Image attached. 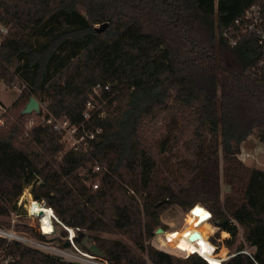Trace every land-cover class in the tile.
<instances>
[{
    "label": "trees",
    "instance_id": "1",
    "mask_svg": "<svg viewBox=\"0 0 264 264\" xmlns=\"http://www.w3.org/2000/svg\"><path fill=\"white\" fill-rule=\"evenodd\" d=\"M257 1L0 0V26L8 28L0 81L25 85L19 112L0 128V216L18 211L34 184V199L85 230L109 264H148L144 253L151 264H212L181 236L170 247L193 256L145 244L162 213L179 205L192 209L195 227L211 214V235L219 226L230 246L237 223L244 227L254 251L239 244L224 264H264V170L239 158L250 135L264 144V80L252 72L263 51L252 34L236 46L225 36ZM99 83L110 86L102 90L106 114L85 120ZM31 96L83 125L79 134L94 132L88 150L66 149L49 124L25 134L20 112ZM220 160L232 189L224 199ZM103 234L126 235L139 252ZM0 256L9 264H82L3 237Z\"/></svg>",
    "mask_w": 264,
    "mask_h": 264
},
{
    "label": "rangeland",
    "instance_id": "2",
    "mask_svg": "<svg viewBox=\"0 0 264 264\" xmlns=\"http://www.w3.org/2000/svg\"><path fill=\"white\" fill-rule=\"evenodd\" d=\"M96 27L99 28L100 25H96ZM24 88L25 85L18 78L12 84H6L3 81H0V128L6 126L7 121L9 119L13 120L15 118L14 114L19 112L18 110L20 106L18 105V101ZM29 99L24 104L23 109L25 105L28 103ZM16 103L17 106L16 108H14ZM40 105H41L40 114H37L34 111L31 114L25 115V117L23 118L21 123H23V130L25 134H27L31 130V128L37 124L39 123L45 124L46 115L49 113L47 108L48 103L40 102ZM67 143L64 142L65 148L69 149L70 143L68 144ZM239 158L248 168H259L264 170V144L261 143L255 135H250L242 145ZM220 165H221L220 166L221 196L222 199H224V197L229 192H231L232 189L225 182L223 176L222 160H220ZM94 170L96 169L94 168ZM81 172L83 173L84 171ZM33 188H34V184H31L24 190L23 194L20 196L18 203L20 209L18 211L11 212L9 216H4V217L0 216V227L5 230L15 231L17 234L27 239V241L23 242L24 244L42 250L44 252L59 255L62 256L63 258L74 260L82 264H106L103 260L102 255L98 253L94 248L93 242L89 240V238L87 237L88 233L85 230L81 231L79 229L72 228L75 236L74 235L71 236L70 233L71 228L67 229V226H65L59 220L55 212L51 220L54 227L53 232L49 234H46L45 232L43 233L44 227L42 231V226H44L45 223L40 219V217H37V215L35 214L34 209L40 208L41 205L40 202L34 199ZM29 195L31 196V198H28ZM41 203H44L47 206L45 200L41 201ZM191 210L185 211L179 205H173L168 209H166L160 216L161 226L158 227V228L164 227L165 233L163 232L158 233L156 231L158 229L157 228L155 230L154 236L147 238L145 240V244L152 245L158 249L164 250L181 258H187L189 256H193V255L187 256V254L189 253L176 252L175 250H172V248L170 247V240H172L173 237L181 236V238H183L187 243L191 245L192 249L198 250V248L194 247V245L191 244L190 236L183 234L184 230L189 229L191 232L198 231L200 234H204L208 238V240H210L216 246L217 251L212 256H208L207 254L202 253V255H204L206 259L212 264H224L233 255H235L237 246L239 244L244 245L243 251H245V253L247 254H250L254 251V248L251 247L246 242L245 229L241 224L236 222L239 233L236 241L233 243V245L230 246L226 242V239L230 237V234L225 230H221L219 226L217 231L211 235L212 229L210 228L209 230L207 228V224L211 218V214L209 220L206 223L204 224L202 223L201 225L198 224L199 226L197 225L198 227H195L191 223V218H193L189 213ZM213 221L215 223L214 219ZM194 223H195V219H194ZM26 225L34 227L36 231L43 234L45 238L41 239L34 233L23 229L22 226H26ZM78 236L82 238L83 240L82 244L76 241V238ZM102 236L112 239L123 240L124 242L128 243L135 251L139 252V249L132 243L130 238L127 237L126 235L103 234ZM165 239L167 240V244ZM191 241L194 242L193 240ZM198 251H193L190 253L194 254ZM143 256L147 259L148 264H151L145 253L143 254ZM3 260L4 259L2 258V256H0V262ZM207 260L205 261L208 263Z\"/></svg>",
    "mask_w": 264,
    "mask_h": 264
},
{
    "label": "built area",
    "instance_id": "3",
    "mask_svg": "<svg viewBox=\"0 0 264 264\" xmlns=\"http://www.w3.org/2000/svg\"><path fill=\"white\" fill-rule=\"evenodd\" d=\"M7 34L8 28L0 26V42ZM251 34L255 36L258 45L263 51L261 58L253 65L252 72L257 78L264 80V0H259L252 4L245 10L242 16L236 19L234 27L231 28V31L225 32V36L229 38L230 43L233 46L238 45L244 36ZM103 88L105 90H109L110 86L107 84L103 87V85L99 83L93 88V92L87 100L86 107L83 112L85 120H89L94 114L99 115V117L105 116L106 102L103 101ZM45 124H49L54 130H57L62 136V141L70 143L69 149L87 151L89 146L87 139H93L95 137L94 132H89L87 130H84L82 134H79V128L83 125H74L66 117L57 118L50 114V116L46 118ZM100 131L101 128L96 129V133H99ZM94 168L96 171L101 170V166L99 164L95 165ZM97 187L98 183L93 184V188ZM0 237L6 238L9 241H27L25 237L17 234L15 231L5 230L1 227ZM9 261L10 257L1 261L0 264H9ZM104 262L109 264L106 261Z\"/></svg>",
    "mask_w": 264,
    "mask_h": 264
},
{
    "label": "bare ground",
    "instance_id": "4",
    "mask_svg": "<svg viewBox=\"0 0 264 264\" xmlns=\"http://www.w3.org/2000/svg\"><path fill=\"white\" fill-rule=\"evenodd\" d=\"M28 198H31V196L29 195ZM38 202H40V201H38ZM40 205H41V207L35 208L34 211H35V214L37 215V217H40V219L42 221H44V223H45L44 226H42V231H43V227H44L43 233L44 232L46 234L52 233L54 230V227H53L51 220L54 216V212L52 211L51 208L46 206L44 203L40 202ZM70 233H71V236L74 235V231L72 228L70 230ZM183 234L190 236V239L194 241V242H192L190 240L191 244L194 245V247L198 248V250L200 249L199 251L201 253L207 254L208 256H212L213 254L216 253V251H217L216 246L210 240H208V238L204 234H200L198 231L191 232L189 229L184 230ZM200 252H197V253L200 254ZM201 256H203V255H201Z\"/></svg>",
    "mask_w": 264,
    "mask_h": 264
},
{
    "label": "water",
    "instance_id": "5",
    "mask_svg": "<svg viewBox=\"0 0 264 264\" xmlns=\"http://www.w3.org/2000/svg\"><path fill=\"white\" fill-rule=\"evenodd\" d=\"M108 23H104L102 24L99 28L98 31H103L106 27H107ZM36 112L37 114H40L41 112V105L39 100L36 97H30L28 103L25 105L24 109L22 110L21 114L22 115H27V114H31L33 112ZM67 229H70L69 227H67ZM158 233H165V230L163 228H158L156 230ZM198 256H200L201 258H203L204 260H206L203 256H201L199 253H197Z\"/></svg>",
    "mask_w": 264,
    "mask_h": 264
}]
</instances>
